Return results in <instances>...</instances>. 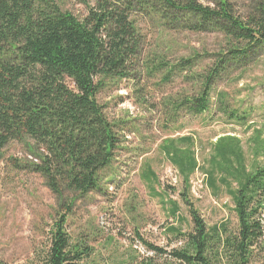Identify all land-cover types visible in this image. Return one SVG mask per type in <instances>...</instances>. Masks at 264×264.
<instances>
[{"label": "trees", "instance_id": "obj_1", "mask_svg": "<svg viewBox=\"0 0 264 264\" xmlns=\"http://www.w3.org/2000/svg\"><path fill=\"white\" fill-rule=\"evenodd\" d=\"M78 18L63 11L54 0H0V151L14 142L36 151L40 164L32 171L58 196L62 185L78 195L98 189V174L110 165L116 149L114 126L97 101L108 84L131 81L139 70L161 76L168 84L178 74L192 84V92L165 101L166 108L199 117L210 108V95L228 67L264 57V8L244 18L232 14L227 0L215 7L199 0H94ZM162 30L217 32L228 45L213 68L195 71L196 60L169 67L165 60L143 59L144 35L137 18ZM221 98V97H220ZM217 113L245 120L221 103ZM175 145L164 141L161 154L184 178L181 203L187 208L191 230L168 232L181 243L169 257L178 264H252L264 251V166L248 169L239 142L219 139L201 172L212 191L223 189L232 204L236 224L224 221L207 228L189 202L188 179L199 169L191 138ZM33 154V153H32ZM147 185L157 183L153 173L142 174ZM176 221L179 206L159 194ZM55 219L39 264H81L91 256L83 244H71L66 233L70 206ZM156 255L160 248L144 243ZM0 264H5L0 262Z\"/></svg>", "mask_w": 264, "mask_h": 264}, {"label": "rangeland", "instance_id": "obj_2", "mask_svg": "<svg viewBox=\"0 0 264 264\" xmlns=\"http://www.w3.org/2000/svg\"><path fill=\"white\" fill-rule=\"evenodd\" d=\"M54 1L78 18L86 14L87 6L94 5V0ZM216 1L199 0L209 7H215ZM227 2L238 18L264 8V0ZM137 22L144 35V62L165 60L175 67L181 60L195 59V71L206 75L218 55L227 50L217 32L162 30L140 17ZM142 71L132 82L108 84L97 95L105 117L114 126L117 150L110 165L99 172L96 191L78 195L61 185L57 196L32 171V165L40 162L37 152L28 147L30 142L10 143L0 151V262L39 264L55 219L70 206L66 233L71 244H83L91 254L81 264H178L169 252L181 243L168 229L185 233L192 226L178 196L183 193L184 178L159 150L169 139L181 149L178 139L193 141L199 169L188 179L187 197L206 227L224 221L231 227L236 224L230 199L223 189L212 191L206 186L201 169L206 168L212 145L230 138L239 142L248 169L264 166V57L257 55L255 61L228 67L213 86L209 110L199 117L166 108L165 101L192 92L190 81L176 74L170 83L162 84L160 75L148 77ZM221 103L245 120H230L217 113ZM146 171L154 174L156 184L147 185L142 176ZM157 194L165 203L178 204L182 222L169 215L168 204ZM144 243L166 254L156 255ZM252 264H264V251L257 253Z\"/></svg>", "mask_w": 264, "mask_h": 264}]
</instances>
